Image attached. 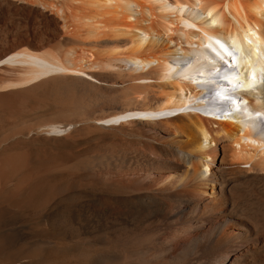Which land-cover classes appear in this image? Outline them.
I'll return each instance as SVG.
<instances>
[{"label": "bare ground", "instance_id": "obj_1", "mask_svg": "<svg viewBox=\"0 0 264 264\" xmlns=\"http://www.w3.org/2000/svg\"><path fill=\"white\" fill-rule=\"evenodd\" d=\"M0 264H264V0H0Z\"/></svg>", "mask_w": 264, "mask_h": 264}, {"label": "rangeland", "instance_id": "obj_2", "mask_svg": "<svg viewBox=\"0 0 264 264\" xmlns=\"http://www.w3.org/2000/svg\"><path fill=\"white\" fill-rule=\"evenodd\" d=\"M86 146H89V145H83V146L80 147V149H85ZM95 148H96V147H94V149H95ZM19 220H20V219H19ZM16 222H17V223L20 222L19 224H22L23 220H21V221H19V222H18V220H17ZM16 222H15V223H16ZM17 223H16V224H17ZM75 248H76V247H75ZM72 249H74V247H72ZM72 249H70V250H72Z\"/></svg>", "mask_w": 264, "mask_h": 264}]
</instances>
